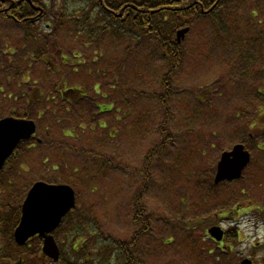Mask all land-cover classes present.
<instances>
[{
  "label": "rangeland",
  "instance_id": "obj_1",
  "mask_svg": "<svg viewBox=\"0 0 264 264\" xmlns=\"http://www.w3.org/2000/svg\"><path fill=\"white\" fill-rule=\"evenodd\" d=\"M243 2L247 4L237 1V7H241L238 13L228 4L230 29L231 19L241 16L240 22L223 36L215 33L211 23H194L185 42V62L172 71L169 92L164 88L170 69L167 60L160 52L152 56L151 44L136 39L132 33L96 32L94 28L102 25H92L95 35L91 38L90 30L80 32L65 24L54 35L53 27L47 26L54 24V19L43 18L39 22L41 32L29 40L22 26H14L8 20L1 22L0 53L2 49L15 53L12 59L0 54V116L10 115L13 110L16 112L12 115L16 116L21 108L25 110L24 104L20 105L22 93L28 96L38 89L45 90L44 97L54 100L58 90L77 85L87 90L88 97L79 99L76 108L71 106L58 115L53 104L47 102L45 116L37 121L39 137L44 142L22 152L24 168L17 162L13 166L16 174L10 166L6 173L10 176L2 175L16 184V193L6 196L1 187L0 201L18 202L37 180L67 182L78 196L83 194L78 206H93L95 216L106 229L123 239H133L131 235L140 230L134 206L140 200L154 215L148 234L137 236L143 264H209L200 251L204 246L200 237L204 223L198 224V219L237 201L252 200L247 207L250 209H240L222 225L238 226L239 256L252 258L256 264L263 262L264 151L259 146L264 148V138L259 137L250 145L253 159L245 179L218 185V193H212L209 188L213 181L204 175L209 174L213 160L220 158L222 150L247 139L248 125L254 122V116L259 113L258 121L264 124V41L242 42L264 33V14L253 21L248 19L256 8L253 3H263L260 7H264V0ZM79 3L73 0L72 6L80 7ZM43 32L50 35L49 39ZM47 41L52 58L64 67L63 74L52 72L47 61L33 59L32 55L44 49ZM74 52L82 54L84 62L78 58L73 61ZM61 54L71 64L63 63ZM62 80L65 87L60 84ZM215 86L217 93L209 95L207 89ZM95 87L99 92H95ZM16 99L19 102L14 103ZM108 101L114 103L115 110L98 112L97 103L99 107L106 103L104 106L110 108ZM35 110L27 118L35 119ZM124 111L129 112L128 116H122ZM73 116L74 119L69 118ZM162 124L173 133H181L176 139L178 146L168 145L159 151L156 141L164 137ZM63 126L78 128L69 138L63 135ZM117 129L119 133L111 137L110 131ZM197 131H204L205 144L198 139ZM152 144L157 155L148 162ZM98 153L100 158L96 157ZM45 156L48 160L43 162ZM0 230V247L4 250L6 225Z\"/></svg>",
  "mask_w": 264,
  "mask_h": 264
},
{
  "label": "trees",
  "instance_id": "obj_2",
  "mask_svg": "<svg viewBox=\"0 0 264 264\" xmlns=\"http://www.w3.org/2000/svg\"><path fill=\"white\" fill-rule=\"evenodd\" d=\"M32 1L36 6H41L43 10L36 9L28 0H0V22L8 20L13 22L14 26H22L25 28L29 40L34 39V33L41 32L39 22L43 18L54 19V24L47 25L53 27L54 35H58L65 24L76 27L80 32L90 30L89 35L91 38L95 35L94 30L96 32L112 30L128 35L132 33L136 39H144L146 43L151 44L152 56L160 52L162 57L167 60L170 69L165 75V89L171 84L172 71L182 67L188 53L185 46L186 41L179 42L177 40L178 29L189 27V33H191L194 29V23H211L215 33L223 36L232 30L237 22H240L241 16L237 15V17L231 19L233 20V28L230 29L227 23L228 19L230 20L227 13L229 0H79L80 7L72 6L73 0ZM231 1V4L234 1H241L242 5L247 4L243 0ZM235 4L236 6H233V9L238 13L241 7H237L238 4ZM262 4L253 3L256 8H253L248 15L250 21L255 20L259 14H264V7H260ZM92 25H102V27L93 30L91 29ZM42 34L47 35L49 39L50 35L45 32ZM261 41H264V33L257 37H249L246 41L242 39L243 44L247 42L260 43ZM7 51L2 49L0 54L3 53L6 57L12 59L11 55L15 52L11 49ZM32 56L34 60L41 58L45 62L47 61L46 63H48L47 65L52 72L63 74L64 67L58 65L51 56L49 41L45 44L44 49L38 50L36 55ZM61 59L66 63L63 54H61ZM64 80L66 79L64 78ZM64 80L60 81V84L63 83L64 85ZM78 89L80 93L76 94L71 93V91L58 90L54 100L44 97L45 90L43 89L40 92L39 89L37 92H29L28 96L22 93L20 105L24 104L25 110L21 108L22 110L20 109L16 116L29 117L31 110L40 107L33 114V117L40 120L45 116L44 106L48 101L56 108L55 115H58L61 111H68L71 106L76 108L78 100L86 94L83 89L80 90L79 87ZM167 92H169V89H167ZM17 102H19L18 99L14 100V103ZM14 112L16 111L13 110L12 113H9L14 114ZM126 114L128 115V111H126ZM165 114L166 119H168V114ZM249 123V132L253 133V137H249V142H256L259 137L264 138V124L251 125L252 123ZM163 126L165 125L160 126L162 132L164 131ZM78 127H80V124ZM78 127H73L72 131L74 132ZM259 132H262V134ZM22 144L26 146L31 143L28 141ZM54 146L58 147L59 145L54 143ZM67 147L69 150L73 149L72 145H67ZM147 159L148 162L151 161V155L147 156ZM148 164L147 168L149 169ZM216 188L217 186L214 184L210 191L214 192ZM82 196L83 194L79 198L81 199ZM136 205L137 210H139L135 216L138 218L137 225L140 230L135 235H131L133 239H123L106 229L102 221L95 216L93 206L87 209L77 206L65 217L55 232L62 251L57 264H143L139 254L141 244L137 236L148 234L151 230L150 225L154 215L146 206L141 205L140 200L136 202ZM235 210L236 208L233 206L228 213H237ZM20 213L19 207L17 212L1 216L2 228L5 224L7 230L5 232V249L3 250L0 247V264H46V261L51 260L42 253L41 238L31 239L24 247L16 245L14 230L18 224ZM221 213L220 210H216L214 213H210V216L198 219V224L204 223L202 226L204 231H202L200 237L202 244L206 246H201L200 251L206 255L209 264H236L241 258L239 256L240 252L237 250V244L240 241L239 228L237 226L231 227L227 231L225 240L220 243L208 233V228L211 225L219 224L222 220ZM206 221L208 224H205ZM185 230H190L188 225ZM169 241L171 242L172 238ZM32 259L35 260L32 261Z\"/></svg>",
  "mask_w": 264,
  "mask_h": 264
},
{
  "label": "water",
  "instance_id": "obj_3",
  "mask_svg": "<svg viewBox=\"0 0 264 264\" xmlns=\"http://www.w3.org/2000/svg\"><path fill=\"white\" fill-rule=\"evenodd\" d=\"M188 28L178 32L183 37ZM36 132V123L29 119L6 117L0 120V170L6 159L12 154L21 140L30 139ZM250 161V154L243 144H237L230 152H224L219 162L218 182L221 179L239 178ZM76 206V193L68 184H49L39 181L35 183L23 204L22 217L15 232L19 244L39 235L44 240L43 251L54 260L60 256V248L52 232L58 228L63 218ZM210 233L222 238L223 230L216 226ZM246 259L242 264H249Z\"/></svg>",
  "mask_w": 264,
  "mask_h": 264
},
{
  "label": "flooded vegetation",
  "instance_id": "obj_4",
  "mask_svg": "<svg viewBox=\"0 0 264 264\" xmlns=\"http://www.w3.org/2000/svg\"><path fill=\"white\" fill-rule=\"evenodd\" d=\"M235 181V180H234ZM227 182V181H226Z\"/></svg>",
  "mask_w": 264,
  "mask_h": 264
}]
</instances>
